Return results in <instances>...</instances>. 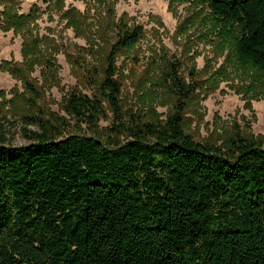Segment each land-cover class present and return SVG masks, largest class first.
<instances>
[{
  "label": "trees",
  "instance_id": "obj_1",
  "mask_svg": "<svg viewBox=\"0 0 264 264\" xmlns=\"http://www.w3.org/2000/svg\"><path fill=\"white\" fill-rule=\"evenodd\" d=\"M232 31L234 55L264 74V0H180ZM140 26L119 28L99 91L127 140L56 139L37 117L32 143L8 145L0 123V264H264V143L236 133L227 147L183 129L195 87L167 64L174 97L163 123L124 122L114 57ZM64 110L90 121L97 97L71 93Z\"/></svg>",
  "mask_w": 264,
  "mask_h": 264
},
{
  "label": "rangeland",
  "instance_id": "obj_2",
  "mask_svg": "<svg viewBox=\"0 0 264 264\" xmlns=\"http://www.w3.org/2000/svg\"><path fill=\"white\" fill-rule=\"evenodd\" d=\"M140 26L142 37L114 57L122 120L163 123L174 97L163 75L195 87L183 129L201 143L227 147L238 132L264 143V74L237 61L232 31L208 9L180 0H0V123L8 145L32 142L24 130L43 120L56 139L92 137L105 147L125 142L99 91L119 28ZM97 97L102 112L90 121L64 110L69 94Z\"/></svg>",
  "mask_w": 264,
  "mask_h": 264
}]
</instances>
